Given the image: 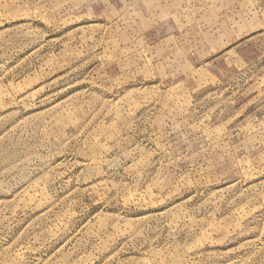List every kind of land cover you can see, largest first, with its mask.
Returning a JSON list of instances; mask_svg holds the SVG:
<instances>
[{"label": "rangeland", "instance_id": "rangeland-1", "mask_svg": "<svg viewBox=\"0 0 264 264\" xmlns=\"http://www.w3.org/2000/svg\"><path fill=\"white\" fill-rule=\"evenodd\" d=\"M0 264H264V0H0Z\"/></svg>", "mask_w": 264, "mask_h": 264}]
</instances>
